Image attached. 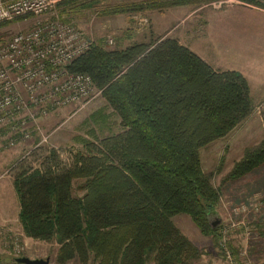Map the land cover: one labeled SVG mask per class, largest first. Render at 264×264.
<instances>
[{
  "label": "trees",
  "instance_id": "1",
  "mask_svg": "<svg viewBox=\"0 0 264 264\" xmlns=\"http://www.w3.org/2000/svg\"><path fill=\"white\" fill-rule=\"evenodd\" d=\"M100 1L60 0L58 14L70 21ZM211 1L144 0L105 11ZM239 1L264 8V0ZM67 68L91 77L121 129L82 138V148L66 154L52 148L46 166L15 175L23 234L54 241L58 264H196L201 250L172 217L188 215L202 235L221 243V227L209 219L219 190L202 169L200 150L251 113L247 80L237 70L214 69L169 36L126 46L118 41L112 48L100 38ZM263 164L264 139L245 149L223 180H238ZM254 231L264 237V223L256 222ZM227 246L237 259L233 244Z\"/></svg>",
  "mask_w": 264,
  "mask_h": 264
},
{
  "label": "rangeland",
  "instance_id": "2",
  "mask_svg": "<svg viewBox=\"0 0 264 264\" xmlns=\"http://www.w3.org/2000/svg\"><path fill=\"white\" fill-rule=\"evenodd\" d=\"M143 1L102 0L91 8L74 12L67 22L73 24L84 38L92 42L101 38L110 48L118 41L126 46L132 42L150 41L157 36L174 37L198 56H204L209 65L216 67L214 69L230 66L236 62V53L247 52L244 50L246 42H241V49L239 41L228 39L231 35L218 33V29L234 26V20L229 16L231 9L228 8L235 6L240 9L245 6L242 1L213 0L200 6L173 5L126 13L105 11ZM257 12L256 21L262 23L264 12ZM221 22L226 23L225 26ZM32 25V19L26 22L18 19L1 25L0 42L19 30L30 29ZM109 39L112 40L111 44L108 43ZM247 43L251 50L263 52L260 41ZM253 63L256 65L257 61ZM259 64L264 65V61ZM93 95L82 105H66L50 111L46 116H38L37 125L43 135H49L46 142L39 143L41 136L34 130L35 125L28 124V130H31L29 138H17L13 146L0 151V264H16L14 259L20 256L48 257L50 264H58L55 260L57 244L54 241L33 239L23 234L12 181L23 169L46 166V155L52 148L63 150V154H66L69 150L82 148V138L95 140L121 129L117 113L109 107L101 93L96 91ZM48 116L56 117L45 130L41 119ZM50 131H53L52 135ZM53 136L58 143L52 142ZM263 139L264 100H256L251 113L232 131L200 150L202 169L210 175L213 186L219 190V200L209 219L211 223L218 221L216 227L220 226L222 231L225 229L226 246L223 242L215 244L211 236L202 235L188 215H174L172 219L175 225L201 250L196 264H232L226 258V251L230 252L233 264H264V237L254 231L256 222L264 223V164L238 180H223L244 150ZM227 242L233 244L238 253L237 259H234ZM65 264L80 263L74 259Z\"/></svg>",
  "mask_w": 264,
  "mask_h": 264
},
{
  "label": "built area",
  "instance_id": "3",
  "mask_svg": "<svg viewBox=\"0 0 264 264\" xmlns=\"http://www.w3.org/2000/svg\"><path fill=\"white\" fill-rule=\"evenodd\" d=\"M59 1L0 0V25L33 20L30 29L0 42V151L13 146L17 138H29L28 124L35 125L39 143L46 142L49 135H43L37 125L38 116L66 105H82L94 92L100 93L89 75L68 71L67 66L85 53L92 41L61 20ZM221 233L225 245V229ZM226 258L233 264L229 251Z\"/></svg>",
  "mask_w": 264,
  "mask_h": 264
},
{
  "label": "crops",
  "instance_id": "4",
  "mask_svg": "<svg viewBox=\"0 0 264 264\" xmlns=\"http://www.w3.org/2000/svg\"><path fill=\"white\" fill-rule=\"evenodd\" d=\"M244 3V2H241ZM245 6L236 8L235 6H231L228 8L231 9L229 16L233 18V27L232 28H221L218 29L219 34H229L228 39L233 40L235 42H240V48L243 49V44L241 42H246L244 50L247 52H239L235 55V63H232L228 67H223L220 69H228V70H237L239 71L247 80L249 86V95L252 100V103L256 102V100L262 101L264 100V65L259 64L264 61V20L262 23L256 21V16L258 15L257 11L264 12V9L258 6H252L248 3H244ZM83 11V10H80ZM225 13V12H224ZM75 16V15H74ZM73 16V18H74ZM258 18V16H257ZM223 26L226 23L221 22ZM217 33V32H216ZM261 42V51L257 52L255 49L251 50L249 48V43L253 42ZM248 44V46H247ZM256 46V45H255ZM201 56V55H200ZM207 63L208 61L204 56H201ZM263 58V59H262ZM242 59V61H241ZM254 60L257 61V64L254 65ZM210 64V63H208ZM212 66V65H211ZM214 67V66H212ZM216 68V67H214ZM56 116H48L46 118L41 119V123L45 127V130L52 124L53 118ZM53 131H50V135H52ZM52 137V136H51ZM52 142L58 143V139L53 136Z\"/></svg>",
  "mask_w": 264,
  "mask_h": 264
},
{
  "label": "water",
  "instance_id": "5",
  "mask_svg": "<svg viewBox=\"0 0 264 264\" xmlns=\"http://www.w3.org/2000/svg\"><path fill=\"white\" fill-rule=\"evenodd\" d=\"M218 221L211 223V226L214 228L216 227ZM15 262L21 263V264H50L49 263V258H29L27 256H20L16 257Z\"/></svg>",
  "mask_w": 264,
  "mask_h": 264
}]
</instances>
